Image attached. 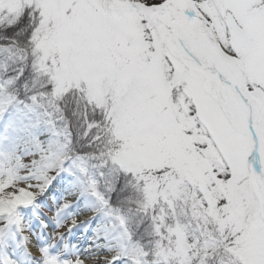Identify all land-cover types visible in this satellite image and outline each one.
Masks as SVG:
<instances>
[{
  "label": "snow or ice",
  "instance_id": "obj_1",
  "mask_svg": "<svg viewBox=\"0 0 264 264\" xmlns=\"http://www.w3.org/2000/svg\"><path fill=\"white\" fill-rule=\"evenodd\" d=\"M8 29L0 264H264V0H0Z\"/></svg>",
  "mask_w": 264,
  "mask_h": 264
},
{
  "label": "rangeland",
  "instance_id": "obj_2",
  "mask_svg": "<svg viewBox=\"0 0 264 264\" xmlns=\"http://www.w3.org/2000/svg\"><path fill=\"white\" fill-rule=\"evenodd\" d=\"M49 193L55 195L57 197V199H59L61 196H64L67 194L68 200L74 201V202L77 200V195L68 193L66 183L61 182L59 178H57L56 181H53V185L49 189ZM47 195L48 194H46L45 198H41V199H46ZM73 211H75L77 213V219L78 220H86V218H84L85 217L84 214L86 211H89V206L87 205L86 201L81 200L79 202V204L73 209ZM89 212L92 215V212L91 211H89ZM61 231H63V229H61ZM73 232L75 233V236L69 237V239H71V240H73V242H75V240L77 238H79L81 250L86 248L87 247V240L91 236V231L89 230V231L85 232L82 228L78 227V228L73 229Z\"/></svg>",
  "mask_w": 264,
  "mask_h": 264
},
{
  "label": "trees",
  "instance_id": "obj_3",
  "mask_svg": "<svg viewBox=\"0 0 264 264\" xmlns=\"http://www.w3.org/2000/svg\"><path fill=\"white\" fill-rule=\"evenodd\" d=\"M15 29H8L7 31L0 30V44H6L8 43L7 40L4 39V37H11L13 36Z\"/></svg>",
  "mask_w": 264,
  "mask_h": 264
},
{
  "label": "bare ground",
  "instance_id": "obj_4",
  "mask_svg": "<svg viewBox=\"0 0 264 264\" xmlns=\"http://www.w3.org/2000/svg\"><path fill=\"white\" fill-rule=\"evenodd\" d=\"M90 215H91V213H90L89 211H86L85 214H84L85 217H84V216H83V217L87 219L88 217H90ZM88 240H89V239H88ZM88 240H87V245H88V243H89ZM89 264H91V261L89 262Z\"/></svg>",
  "mask_w": 264,
  "mask_h": 264
}]
</instances>
